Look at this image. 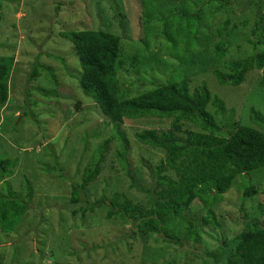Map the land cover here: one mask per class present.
<instances>
[{
	"label": "rangeland",
	"instance_id": "374dc122",
	"mask_svg": "<svg viewBox=\"0 0 264 264\" xmlns=\"http://www.w3.org/2000/svg\"><path fill=\"white\" fill-rule=\"evenodd\" d=\"M143 1L148 2L144 4ZM202 2L203 0H3L0 9V57H12L14 62L8 79L9 100L0 105V157L17 159L18 165L12 169V176L0 182V194L5 197L0 201V222L13 219L16 215H20L22 220L9 235L0 231V264H201L200 260L191 255L182 256L181 248L164 243L160 237L157 239L158 236L148 235L142 238L134 229L136 240L130 241L131 243L126 241L131 226L105 219V207L96 209L92 214L86 213L83 218L80 214H71L73 207L68 208L71 180L80 182L84 169L104 143L106 149L101 171L96 181L86 190L87 201L91 204L102 195L109 198L114 192H119L126 194L133 203L145 206L148 199L144 192L137 191L136 188H148L152 177L148 167L156 166L164 158V154L141 146L135 135L145 130H167L171 121L147 118L125 122L120 132L128 143L126 160L130 169H122L115 157L119 149L118 142H109V121L96 105L84 99L78 84L69 76L78 75L79 66L76 56L73 57L70 43L59 39L57 35L62 30L103 28L120 35L127 45L148 42L151 46L152 43L156 45L160 42L155 39H160L161 32L156 29L155 33H149L152 36L146 40L148 33L145 31L144 15L147 12L154 16L173 14V32L182 33L187 29L195 32L198 52L189 53L188 56L178 53L183 57L181 59L184 63L169 70L168 75L160 70L162 64H153L152 71L157 76L168 77L166 83L191 81L192 78H199L200 82L206 81L210 92L225 104V117L232 111L231 122H240L258 129L249 115L253 110L264 119V89L257 86L260 72L249 73L244 83L236 88L218 86L210 72L211 67H206L205 73L200 72L203 68L200 61L208 59V53H211L213 46L220 40L230 44L229 57L225 58L227 61L251 54L252 49L244 48L246 46L240 40L241 34L246 33L248 28L239 27L234 36L236 40L227 38L225 34L217 37L215 31L227 17L231 19L228 28L239 19H248L250 10L254 11V2L222 0L224 5L218 9L219 2L214 0L201 11L197 28L195 24L192 25V18L198 15L197 10ZM261 2V12L264 13V0ZM114 15L122 21L121 27ZM187 15L194 16L187 19ZM29 30L32 33L27 35ZM183 43L184 40L177 39L173 48L183 49ZM236 45H241L238 52ZM38 46H42L44 50L55 49L57 53L65 55V68L62 64L40 56L41 63L52 66L55 83L49 82L42 75L27 82ZM138 49L141 50V47ZM162 50L163 47L151 48L150 51L154 54L150 59L159 62L176 60L170 52ZM256 50L259 51L260 47ZM160 83L161 81H157L156 84ZM193 83L192 81V86ZM136 87L144 88L143 85L141 88ZM153 87L146 86L141 93L146 89L150 91ZM27 101L31 102V108L27 110L31 113L24 117ZM84 133L87 134L85 142ZM60 170L70 180L58 177L57 172ZM131 178L136 187L131 186ZM4 182L8 184L3 185ZM250 185H254L257 194L246 200L244 206L247 213L253 219H259V225L264 227V219L260 218L257 209L258 204L264 205L263 168L252 174L250 182L237 179L231 190L223 195L222 201L212 206L216 219L223 225L219 229L216 226L206 228L214 238H219L224 233L230 239L239 230L242 222L237 207L242 205L244 187ZM8 187L17 198H14L17 203L27 209L22 214L19 207L12 208L6 193ZM27 188H31L30 199L25 195ZM200 191L206 193L203 189ZM79 206L83 205L80 203ZM202 208L203 205L198 201L193 204V213L197 218L205 216L206 211ZM204 240V245L196 246L197 254L203 249L215 250V243L206 236Z\"/></svg>",
	"mask_w": 264,
	"mask_h": 264
},
{
	"label": "trees",
	"instance_id": "16d2710c",
	"mask_svg": "<svg viewBox=\"0 0 264 264\" xmlns=\"http://www.w3.org/2000/svg\"><path fill=\"white\" fill-rule=\"evenodd\" d=\"M213 1L203 0L197 10L198 15H187V19L194 16L192 25L195 24L198 28L201 11ZM216 1L219 2L217 8L221 9L224 5L222 0ZM250 1L254 2V11L250 10L248 19H239L228 28L231 19L227 17L217 27L215 34L217 37L225 34L227 38L236 40L234 36L238 28H248L246 33L241 34L240 40L245 44L244 48L252 49L251 54L246 57L240 55V58L227 61L225 58L229 57L230 44L220 40L213 46L211 53H208V59L200 61L203 65L200 72L205 73L206 67H211L210 72L220 87H239L249 73L258 71L261 76L257 86L264 89V13L261 12L263 3L261 0ZM2 2L3 0H0V9ZM146 2L148 1H143L144 4ZM114 17L121 27L122 21H119L117 15ZM171 18L175 19L173 14L154 16L147 12L144 15L145 31L148 33L145 39L149 40L152 36L149 33H155L156 29L161 32V40L155 39L160 42L156 45L152 43L151 46L148 42L127 45L120 35L117 36L103 28L62 30L58 33L59 39L69 42L72 46L73 57L76 56L78 69L81 71L80 73L78 70V75L69 76L78 84L84 99L96 105L109 121V142H118L119 149L115 157L122 169H130L126 160L128 143L120 132L125 122L147 118L171 121L167 130H145L135 135L141 146L164 154V158L156 166L148 167L152 175L148 188H136L146 195L148 201L145 206L133 203L126 194L119 192H114L109 198L102 195L91 204L87 201L86 190L96 181L101 171L106 149L104 143L84 169L80 182L71 180L68 208L73 207L70 210L73 216L80 214L83 218L86 213L92 214L96 209L105 207V219H113L118 224L131 226L126 241L136 240L134 229L142 238L148 235L158 236L157 239L160 237L164 243L181 248L182 256L191 255L200 260L201 264H264V227L259 225V219H253L250 213H247L244 206L246 200L257 194L254 185L244 187L242 205L237 207L242 223L230 239L224 233L219 235V238H214L207 232L210 230L206 229L208 226H216V229L223 227L220 220L216 219L212 206L222 201L223 195L235 185L237 179L242 178L250 182L252 174L264 168V119L251 110L250 120L258 129L240 122H231L233 112L230 111L225 117V104L210 92L206 81L200 82L199 78H192L191 81L166 83L168 77L157 76L156 72L152 71L153 64H162L160 70L168 75L169 70L184 63L180 54L188 56L189 53L198 52L195 32H189L187 29L186 32L174 33ZM31 33L32 31H27V35ZM177 39L184 40L183 49L173 48ZM240 46L236 45V52ZM154 47H163L162 51L170 52L176 60L159 62L150 59L154 54L150 49ZM259 47L260 50L257 51L256 48ZM53 50L37 47V55L33 57L34 62L27 82L42 75L49 82L55 83L52 66L40 62V56H45L65 68V55ZM13 62L12 57H0V105L9 100L8 79ZM157 81L161 83L156 84ZM142 85L144 88H141ZM146 86L154 87L141 93ZM133 87L135 88L131 89ZM30 104L31 102H26L24 117L31 113L27 111L31 108ZM95 135L100 136L99 133ZM83 137L85 142L87 134L84 133ZM17 165V159L0 157V182L12 176V169ZM57 173L58 177L66 178L61 170ZM130 180L134 181L133 178ZM131 186L137 185L133 182ZM6 193L12 208L19 207L21 214L27 210L17 203L10 187ZM25 195L28 199L32 197L31 188H27ZM4 198V195L0 194V201ZM196 201L201 203L202 209L206 211L205 216L201 218H197L193 213V204ZM80 203L83 206H79ZM257 209L260 218L264 219V205L258 204ZM21 220L20 215L3 220L0 222V231L11 234ZM205 236L216 244L215 250L203 249L204 251L197 254L196 246L204 245ZM154 252L152 254L156 256Z\"/></svg>",
	"mask_w": 264,
	"mask_h": 264
},
{
	"label": "clouds",
	"instance_id": "9594fccd",
	"mask_svg": "<svg viewBox=\"0 0 264 264\" xmlns=\"http://www.w3.org/2000/svg\"><path fill=\"white\" fill-rule=\"evenodd\" d=\"M263 3V2H262ZM232 188V187H231ZM231 188H230V190H231Z\"/></svg>",
	"mask_w": 264,
	"mask_h": 264
}]
</instances>
